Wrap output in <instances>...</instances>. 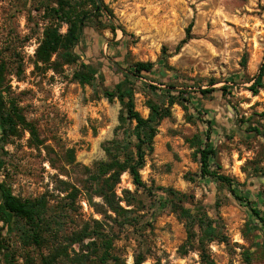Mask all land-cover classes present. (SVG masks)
Instances as JSON below:
<instances>
[{
	"label": "rangeland",
	"instance_id": "1",
	"mask_svg": "<svg viewBox=\"0 0 264 264\" xmlns=\"http://www.w3.org/2000/svg\"><path fill=\"white\" fill-rule=\"evenodd\" d=\"M52 1L0 0V63L8 86L3 94L7 98L8 92L18 104L42 141L36 147L21 129L19 136L9 137L3 149L8 169L0 172V181L20 198L63 187L57 179L76 186L84 183L88 174L84 167L92 169L105 161L103 145L123 138L124 130L133 126L119 120L121 101L109 100L103 93L122 83L142 117L149 114V102L166 108L169 115L159 122L152 150L139 171L151 193L135 189L127 172L120 176L116 195L122 197L124 190L133 195L130 207L121 202L132 209V225L118 231L112 224L118 234L112 253L125 264H133L137 252L144 257L142 264H199L196 250L184 253L185 224L165 206L157 190L162 187L187 195L188 207L216 221L219 237L207 246L215 264H246L245 260L264 264V238L250 223L246 209L221 183L199 179L196 150L202 123L187 101L169 99L181 91L185 100L199 98L203 108L213 110L219 129L211 144L219 172L241 184L237 194H260L262 199L254 206L264 217V88L256 95L248 89L264 61V0H102L116 19L114 33L104 17H99L101 24L90 17L74 47L78 59L57 72L34 65V51L49 21L44 6ZM65 30L61 24L60 32ZM121 30L127 35L124 44L108 46L121 38ZM111 60L122 66L150 62L153 71L125 78ZM80 64L95 69L91 85L73 78ZM205 89L214 91L203 97L199 91ZM251 127L260 133L249 131ZM76 206L64 219L66 232L101 219L82 197L76 199ZM195 233L199 234L198 228ZM0 237L7 238L6 228ZM22 245L14 244L19 255L16 264L23 263L22 256L39 255ZM0 264H4L1 256Z\"/></svg>",
	"mask_w": 264,
	"mask_h": 264
},
{
	"label": "trees",
	"instance_id": "2",
	"mask_svg": "<svg viewBox=\"0 0 264 264\" xmlns=\"http://www.w3.org/2000/svg\"><path fill=\"white\" fill-rule=\"evenodd\" d=\"M100 1L101 8L98 9L95 0H53L50 4L45 3L43 11L45 18L49 21L44 26L42 38L34 51L35 67L41 64L44 68L57 72L61 66L75 62L78 58L74 53V47L90 17L96 18L100 24L102 22L99 17H104L108 20L107 26L114 33L117 27L116 19L103 1ZM88 7H91L94 12ZM61 24L66 25L64 33L60 32ZM121 32V38L110 41L108 46L124 44L127 35L124 30ZM111 62L109 64L122 71L125 78L153 71V64L150 62L139 61L124 64V66L113 60ZM241 67H245V60L242 61ZM4 73L5 67L1 62L0 172L7 173L8 166L3 149L9 137L19 136L21 129L29 133V141L36 147H39L42 141L38 138L33 125L25 119L18 104L8 96V92L7 98L3 94L8 91ZM94 77L95 69L86 64H80V68L73 74V78L82 85H91ZM232 80L234 81V77ZM147 87L157 90L151 85ZM261 88H264V61L248 89L256 95ZM221 89L226 91L228 88ZM213 91L212 89L200 90L199 94L204 97ZM103 93L109 100L117 97L121 101L123 109L119 120L121 123L126 121L133 123V126L124 130L123 138L113 139L103 145L107 157L105 161L97 162L92 169L84 167V170L88 172L84 183L76 186L57 179V183L63 185L61 188L53 187V192L57 191L58 195L46 192L35 198H20L15 196L3 181H0V221L2 222L0 235L6 228L7 236L6 239L0 237V256L4 264H16V256L19 255L14 244L17 242L39 252L38 256H22V264H125L124 259L112 253L113 241L118 237L112 224L118 227V231L127 225H132L129 216L132 209L126 207L132 205L133 195L124 190L122 197L117 196L116 186L120 182V176L127 172L135 189L141 188L151 193L152 189L145 187L139 171L145 164L146 153L152 150L159 122L167 117L169 112L166 108L149 102V114L147 117H142L134 108L130 89L123 87L122 83H117L114 90H104ZM176 93L177 98L173 96L174 94L169 96L171 97L169 98L170 103L187 101L193 109V115L204 127L196 150L200 167L199 179L206 184L219 182L224 185L238 203L246 209L250 223L254 229L261 232V238H264V217L254 206L259 199H262V196L252 195L248 191L245 192L244 197L237 194L236 191L241 184L219 172L221 166L216 159V150L211 144L212 136H217L219 129L214 121L213 110L203 108L199 98L188 96L185 100L180 95L183 92L176 91ZM249 131L260 133L256 127H251ZM157 190L162 193L161 199L165 206L184 221L187 231V240L183 246L184 253L187 250H196L199 254V264H215L207 246L219 237L216 221L209 218L206 213L197 211L194 206L188 207L186 205L187 195L169 188L159 187ZM60 194L64 195L60 197ZM78 197H82L89 207L101 215V219H91L90 222H83L79 229L66 232L64 219L77 208L76 199ZM249 197H253L254 200ZM56 198L58 201L52 204ZM95 198H99L100 201H94ZM121 202H124L126 207L122 206ZM195 228H198L199 234L195 233ZM74 245L79 246L78 250L74 249ZM143 261L142 253L134 254L133 264H142ZM245 263L249 264L248 260H245Z\"/></svg>",
	"mask_w": 264,
	"mask_h": 264
},
{
	"label": "water",
	"instance_id": "3",
	"mask_svg": "<svg viewBox=\"0 0 264 264\" xmlns=\"http://www.w3.org/2000/svg\"><path fill=\"white\" fill-rule=\"evenodd\" d=\"M95 2H96V5H97V9L101 8V1L100 0H95Z\"/></svg>",
	"mask_w": 264,
	"mask_h": 264
}]
</instances>
